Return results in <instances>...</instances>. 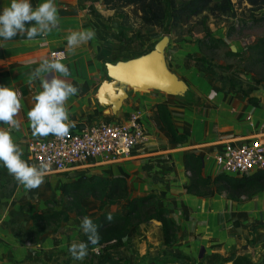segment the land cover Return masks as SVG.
I'll use <instances>...</instances> for the list:
<instances>
[{"label": "crops", "instance_id": "1", "mask_svg": "<svg viewBox=\"0 0 264 264\" xmlns=\"http://www.w3.org/2000/svg\"><path fill=\"white\" fill-rule=\"evenodd\" d=\"M42 2L30 0L33 8ZM10 3L11 0H0V9ZM54 3L58 23L50 32L38 34L32 40H27L24 34L11 40L0 39V85L14 88L21 102L14 117L18 127L0 122V129L10 133L22 150V158L32 165L29 141L46 140L53 135L34 136L27 112L34 104L33 97L42 90L41 80L55 75L79 89L77 95L65 101L69 119L74 122L71 131L79 133L85 127L104 123L125 126L133 114L139 113L148 140L137 145L124 159L111 162L95 159L69 175L44 176L43 182L31 190H25L0 166V264H20L23 253L34 251L27 241L22 243V235L16 228L33 226L40 212L41 197L54 202L57 189L60 192L63 187L71 188L84 179L91 184L120 181L128 188L130 201L156 197L160 207L168 210L182 229L181 233L189 234L186 249L179 250L192 254L200 249L199 262L212 255L222 256L232 246L235 248L234 235L241 244V238L253 239L264 233V192L231 199L228 192H219L225 183H215L220 177L236 178L223 172L215 157L224 155L230 143L240 144L264 133L262 87L253 86L247 91L245 87L215 81L206 71H198L197 65L204 59L199 60L198 48H188L190 45L172 49L175 55L171 57L167 51L169 43L156 44L153 50L140 56L105 66L102 45L107 37L98 34L99 24L103 23L93 16L86 0H54ZM137 15L139 19L140 14ZM34 25L35 21L25 22L26 28ZM87 30L94 31L93 39L73 49L67 47L66 37L70 33ZM243 49L241 45L232 47L231 51ZM57 50L66 53L67 58L61 63L68 67L70 75L61 77L59 73L42 72L40 78L30 82L32 72L43 61H50V54ZM186 63H191V67ZM160 106L171 114L178 139L163 124ZM189 159L193 164L199 161V169L192 171ZM204 180L208 182L206 185L199 183ZM51 212L43 208L41 214ZM146 230L151 231L150 239L155 234L164 235L155 224L145 226ZM150 239L146 240L149 246L156 241ZM201 251H204L202 256Z\"/></svg>", "mask_w": 264, "mask_h": 264}, {"label": "rangeland", "instance_id": "2", "mask_svg": "<svg viewBox=\"0 0 264 264\" xmlns=\"http://www.w3.org/2000/svg\"><path fill=\"white\" fill-rule=\"evenodd\" d=\"M230 1L234 7L226 14L210 9L198 17L181 20L175 27L168 20L158 29L145 27L138 19L136 8L132 6L110 10L104 5L106 0H86L93 16H97L96 20L103 23L99 24L98 34L102 33L107 37L106 44L102 45L107 61L105 66L110 67L116 61L121 62L128 57L140 56L150 49L153 50L156 44L159 46L165 43L166 39L167 44L169 43L167 51H170L171 57L175 55L171 52L172 49L180 50L185 45H190L187 46L188 48L192 46L198 48L199 60L204 59L197 65L200 67L198 71H206L215 78V81L229 82L232 86L236 85L241 89L245 87L247 91H251L253 86H258L262 87L264 92V56L256 55L252 50V47L264 39V10L253 11L243 2L244 0ZM108 15H112L113 18H107L110 17ZM222 32L224 35L221 34ZM241 45L244 48L242 51L235 53L231 51L232 47L236 49ZM186 65L190 68L192 64L186 63ZM73 190L59 192L57 189L54 193V202L49 198L41 197L40 212L34 219L33 226L30 229L16 228V232L22 235V243L25 244L27 241L29 248L34 249L23 253L19 258L20 264H195L199 262L200 249L194 248L195 252L192 254H185L179 250L186 249L185 246L189 242L188 232L181 233L182 229L179 228L176 234L174 233L176 238H172L174 242L167 246L165 235L155 234L154 237L149 238L151 231L149 233L147 230L144 231L147 224L132 229L121 248L107 253L89 243L88 254L84 259L74 260L68 252L69 246L72 243L88 241L86 234L79 227L83 217L71 209L75 204L71 196ZM224 194L228 196L226 192ZM129 198L124 201L119 199L115 202H100L89 197L83 201V206L87 217L91 220L100 219L111 213L115 216H123L127 212L125 207L130 201ZM43 208L53 212L42 215ZM49 215L53 217L58 215V217L50 222L36 221L39 217ZM153 224L160 226L158 223L149 225ZM38 227L43 228L44 231L39 237H34ZM148 239L156 241L151 242L149 246L146 242ZM233 239L237 241L236 247H230L221 256L228 259L229 264H264V233L257 234L253 239L241 238V244L238 243L236 235ZM215 263L219 264V261Z\"/></svg>", "mask_w": 264, "mask_h": 264}, {"label": "clouds", "instance_id": "3", "mask_svg": "<svg viewBox=\"0 0 264 264\" xmlns=\"http://www.w3.org/2000/svg\"><path fill=\"white\" fill-rule=\"evenodd\" d=\"M35 21L34 26L25 27V22ZM58 15L54 0H43L33 8L30 0H11L8 7L0 9V39L11 40L18 34H24L27 40H32L38 34H47L57 26ZM94 31L72 32L67 37V47L73 49L88 40L93 39ZM42 72L59 73L61 77L70 75L68 67L59 61L45 60L29 76L40 78ZM41 91L34 97V104L27 112L32 133L34 136H47L49 134L62 138L69 134L74 122L69 119L65 101L70 96L78 94V87L67 83L64 79L52 75L41 80ZM21 108V102L14 88L0 85V122L10 127H18L15 115ZM0 166L7 170L19 185L25 190L37 188L44 177L46 165L39 167L28 164L22 158V150L13 142L10 133L0 129ZM111 219V217H107ZM80 229L87 236V243H72L68 252L70 256L81 261L88 254V244L96 245L99 240L97 226L85 216Z\"/></svg>", "mask_w": 264, "mask_h": 264}, {"label": "trees", "instance_id": "4", "mask_svg": "<svg viewBox=\"0 0 264 264\" xmlns=\"http://www.w3.org/2000/svg\"><path fill=\"white\" fill-rule=\"evenodd\" d=\"M244 1L253 11L264 10V0ZM104 5L108 6L110 10H118L132 6L136 8V14H140L139 19L145 27L158 29L162 28L168 20L175 27L181 20L198 17L207 10L213 9L214 11L226 14L234 7L230 0H106ZM252 50L255 51L256 55L263 57L264 39L252 47ZM158 111L166 129L174 138L178 139L173 129L169 111L163 106H160ZM189 160L192 171L199 169V161L193 164L192 159ZM219 182L225 183V185L219 188V192H222V190L228 192L231 199H237L243 195L252 197L260 192H264V172H258L254 175L241 178L220 177L215 180V183ZM199 183L206 185L208 182L204 180ZM68 189H74L71 196L75 204L71 206V209H74L83 218L87 216L82 206V202L86 198L91 197L105 202L127 199L128 197V188L121 184L120 181L91 184L84 179L77 182L71 188L63 187L62 192H67ZM188 191L189 193H193L191 187H189ZM127 210V213L123 216L106 215L100 219L92 220L97 226V233L99 235L98 243L95 246L103 249L104 252L121 248L132 229L151 223H158L162 228L166 240L165 245L168 246L174 242L173 239L176 238L175 234L179 228L170 217L169 211L160 207L156 197L149 196L141 199H133L129 201ZM109 216L111 219L107 218ZM57 217L58 215L54 217L53 215L42 216L37 218L36 221L50 222ZM43 231V228L38 227L35 233L36 236L34 235V231L32 233L34 237H39ZM216 261H219V264L229 262L228 259L220 255H212L195 264H216Z\"/></svg>", "mask_w": 264, "mask_h": 264}, {"label": "built area", "instance_id": "5", "mask_svg": "<svg viewBox=\"0 0 264 264\" xmlns=\"http://www.w3.org/2000/svg\"><path fill=\"white\" fill-rule=\"evenodd\" d=\"M66 58L64 51L50 54V61L62 62ZM147 140L141 115L136 113L125 126L104 123L85 127L79 133L69 130L62 138L32 139L27 148L32 165L47 166L44 176L69 175L95 159L109 162L124 159ZM215 162L223 172L236 177L264 172V133L240 144H228L225 154L217 155Z\"/></svg>", "mask_w": 264, "mask_h": 264}, {"label": "water", "instance_id": "6", "mask_svg": "<svg viewBox=\"0 0 264 264\" xmlns=\"http://www.w3.org/2000/svg\"><path fill=\"white\" fill-rule=\"evenodd\" d=\"M167 42V40L165 39V43ZM165 43H162V44H165ZM203 252L204 251H201V254H200V256H202L203 255Z\"/></svg>", "mask_w": 264, "mask_h": 264}]
</instances>
